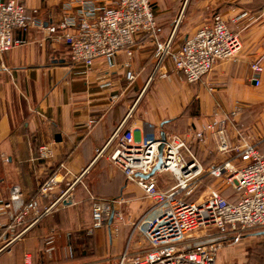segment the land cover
Segmentation results:
<instances>
[{"label": "crops", "instance_id": "1", "mask_svg": "<svg viewBox=\"0 0 264 264\" xmlns=\"http://www.w3.org/2000/svg\"><path fill=\"white\" fill-rule=\"evenodd\" d=\"M263 2L223 0L231 5L220 9L225 19L247 13L230 25L239 32L241 50L234 59L218 62L196 84L187 83L182 74L170 69L154 74L156 38L142 39L111 58H98L85 70L71 62L63 42L48 39L44 32L14 31L13 37L26 43L0 55V203L8 200L12 187L19 189L22 201L33 199L53 176L57 183L39 201L40 209L66 191L68 202L56 204L49 215L0 251V264H25V256L30 257L28 264H104L117 261L126 246L130 254L143 249L141 239L131 232L151 201L109 163V151L98 157L96 151L118 128L132 130L137 141L161 135L190 139L213 112L227 121L229 129L227 118L233 113L263 104L264 18L256 12ZM112 3L95 1L89 15L96 16ZM152 3L157 38L173 39L180 12L173 17L164 0ZM24 4L44 26L57 24L63 16L77 19L81 10L78 0H24ZM192 35L184 34L181 41L173 42V48ZM257 58L263 73L255 86L250 64ZM124 63H129L127 69ZM127 72L133 80H127ZM229 137L232 143L240 138L233 133ZM211 143L192 146L204 168L223 161L209 160ZM39 145L50 147L49 160L38 159ZM256 147L264 154V145ZM151 177L161 190L174 185L168 173ZM92 199L121 201L106 226L97 230H91ZM109 225L116 231H110ZM1 233L12 237L6 230Z\"/></svg>", "mask_w": 264, "mask_h": 264}, {"label": "built area", "instance_id": "2", "mask_svg": "<svg viewBox=\"0 0 264 264\" xmlns=\"http://www.w3.org/2000/svg\"><path fill=\"white\" fill-rule=\"evenodd\" d=\"M95 1L104 0H78L81 10L77 19L63 16L57 24L49 26L32 17L24 0L0 2V55L26 43L14 38V31L44 32L48 39L67 46L74 65L89 70L98 58H111L145 38L155 39L152 0H113L110 6L102 7L99 14L90 16ZM246 15L243 12L229 20L221 14L213 15L176 49L172 36L165 41L155 39L154 74L170 69L182 74L187 83H198L218 62L237 56L241 40L239 32L232 31L230 25L237 24ZM257 16L264 18V5ZM261 63L257 58L250 64L251 81L255 86L259 85L263 73ZM123 67L127 69L129 63H124ZM126 78L133 80L130 72ZM208 140L218 154L226 157L205 169L193 154L192 146L193 143L205 145ZM104 151H109V163L151 201L131 232V236L141 239L144 248L130 254L126 246L116 264H216L217 252L229 240L227 236L235 243L243 233L264 230V154L243 137L232 143L226 121L217 112H213L210 121L190 139L170 135L164 140L137 141L132 130L118 128L102 149L96 151V157ZM36 152L41 161L52 157L48 145L37 146ZM158 164L155 173H168L174 180V185L164 190L158 188L153 177L143 178ZM59 167L65 170L63 165ZM205 177L230 188L234 199L224 197L220 186L209 189L204 198L187 202L186 197ZM56 183V176L51 177L27 202L21 200L18 188L10 189L8 200L0 203V242L4 243L0 251L49 215L56 204L68 202L66 191L52 205L40 209L39 201ZM120 205V200L92 199L91 230L106 226L108 218ZM108 227L116 231L114 225ZM2 230L12 237L7 238ZM29 259L25 256V264Z\"/></svg>", "mask_w": 264, "mask_h": 264}, {"label": "rangeland", "instance_id": "3", "mask_svg": "<svg viewBox=\"0 0 264 264\" xmlns=\"http://www.w3.org/2000/svg\"><path fill=\"white\" fill-rule=\"evenodd\" d=\"M164 1L166 7L173 11V17L180 12L176 27L179 29L172 39L174 43L181 41L184 34L186 36L192 35L200 25L213 17V15L219 14L220 9L227 10L228 7L231 6H226L223 0ZM159 7L160 6H158V8ZM217 9H219V11ZM227 120L229 124V129L226 128L228 134H238L249 143L258 146L264 145V103L248 109H243L239 113H233ZM211 148H209L210 161L216 158L224 159L226 157V155H220L216 152L213 143H211ZM218 185L224 187L221 182L205 177L190 196L186 197V200L193 202L204 198L209 189H217ZM240 237L241 238L237 242L231 243L229 240L232 237L227 236L229 240L224 242L217 252L216 264H264V230L246 232ZM100 254L101 253H99V256ZM103 256H110V254ZM116 263L117 261H109L104 264Z\"/></svg>", "mask_w": 264, "mask_h": 264}, {"label": "trees", "instance_id": "4", "mask_svg": "<svg viewBox=\"0 0 264 264\" xmlns=\"http://www.w3.org/2000/svg\"><path fill=\"white\" fill-rule=\"evenodd\" d=\"M263 5H264V2H263V4L258 8V10H257L256 12H259ZM152 6H153V3H152V1H151V8H152ZM157 37H158V36H157L156 31H155V38H156L158 41H165V40L159 39V38H157ZM202 181H203V180H202ZM221 193H222V195H223L224 197H226L227 199H229V200H231V201L234 199V193H233V191H232L230 188H228V187H222V189H221ZM189 196H190V195H189ZM186 201H187V202H191V201H189V200H186Z\"/></svg>", "mask_w": 264, "mask_h": 264}, {"label": "water", "instance_id": "5", "mask_svg": "<svg viewBox=\"0 0 264 264\" xmlns=\"http://www.w3.org/2000/svg\"><path fill=\"white\" fill-rule=\"evenodd\" d=\"M164 138H165L164 135H161V136H160V139H161V140H164ZM159 150H161V147H160ZM158 167H159V164H158L156 167H154V169L152 170V172H151L149 175L144 176L143 178H144V179H147V178L151 177V176L155 173L156 169H158ZM109 222H110V221H109Z\"/></svg>", "mask_w": 264, "mask_h": 264}]
</instances>
